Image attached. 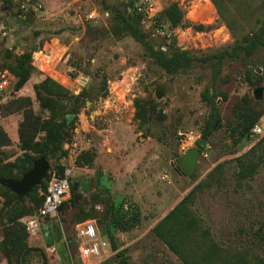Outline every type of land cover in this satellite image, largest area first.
Here are the masks:
<instances>
[{
  "label": "rangeland",
  "instance_id": "374dc122",
  "mask_svg": "<svg viewBox=\"0 0 264 264\" xmlns=\"http://www.w3.org/2000/svg\"><path fill=\"white\" fill-rule=\"evenodd\" d=\"M117 1L0 0V124L11 139V144L3 148L6 158L12 160L21 153L16 131L22 115L11 113L15 99L34 100L33 84L48 75L74 94L85 92L86 102L78 114L74 133L64 145L68 155L60 164L73 169L72 180L79 183L86 199L96 192L123 210L139 211L138 226L116 232L120 249L126 250L131 264H184L150 229L214 166L223 162L221 181L198 194L193 209L224 248L245 249L250 256H264V164L252 178L238 180L233 158L256 141L232 135L236 105L244 101L263 110L258 125L264 135V48L250 56L240 51L221 61L212 58L195 62L189 70L169 75L145 55L139 42L129 35L118 36L109 31L111 13L106 5ZM133 1L138 9L149 6L144 0ZM172 1L182 9L186 24H204L205 30L180 26L169 29L164 24L171 34L163 37L155 33L152 16ZM263 2L226 0L223 19L211 0H151V9L143 10V31L157 44L175 38L180 49L196 56L211 55L231 50L259 26L258 19L264 16ZM92 11L99 14L97 21L87 18ZM86 26H90V32ZM30 49H36L32 52L36 71L20 90L14 91L15 78L3 67L4 57L7 51L20 54ZM247 69L252 82L245 80ZM253 70L261 77L258 84L253 82ZM258 87L262 92L257 99L254 90ZM106 88L108 94L103 98L100 94ZM205 88L210 93L224 92L227 98L220 94L216 98L221 120L212 127L198 157L195 177L190 179L178 173L176 161L194 145L193 139L203 134L209 112L201 100ZM135 99L156 106L153 119L142 126L135 116ZM32 105L36 111L37 103ZM157 111H162L163 119ZM87 150L93 153L91 165L78 166L77 156ZM48 173H58L53 163H49ZM94 208L101 214L103 202L94 203ZM73 211L70 209L64 217ZM93 219L99 227L101 216ZM36 220L45 236L48 232L58 236L55 250L62 257L61 262L82 264L73 243L75 223L63 221L58 213ZM41 233V229H36L32 246L43 245ZM58 255L55 264H60ZM0 264H7L1 251ZM99 264H116V260L112 255Z\"/></svg>",
  "mask_w": 264,
  "mask_h": 264
},
{
  "label": "trees",
  "instance_id": "16d2710c",
  "mask_svg": "<svg viewBox=\"0 0 264 264\" xmlns=\"http://www.w3.org/2000/svg\"><path fill=\"white\" fill-rule=\"evenodd\" d=\"M218 15L225 19L226 0H211ZM233 2L234 0H229ZM264 3V2H263ZM264 6V4H262ZM111 13V22L108 27L113 35H129L139 42L145 55L152 59L153 63L161 68L166 74L174 75L181 71L189 70L195 62H208L212 58L221 61L224 57H234V54L242 51L250 56L256 50L264 48V16L258 19L259 26L251 34L245 35L242 42H236L231 50L224 49L220 52L196 56L186 49L176 46L175 38L169 42L157 44L148 38L143 31L144 11L134 6L133 0H118L115 4L106 5ZM155 23L165 24L169 29L176 27H191L197 31H203L207 26L204 24H186L184 13L176 1L168 3L154 17ZM225 25L231 29L230 24L224 20ZM90 26L86 31L90 32ZM166 46V49L162 48ZM35 48V47H34ZM38 48V47H36ZM36 50V49H33ZM32 49L25 50L20 54L7 51L3 67L15 78L13 90H20L36 71L33 65ZM254 71V70H253ZM254 83L261 80L255 71ZM245 80L249 79L250 71H245ZM75 77V74H69ZM247 78V79H246ZM34 100L31 98L15 99L17 102L11 113L18 112L22 115L17 132V147L21 153L14 159L6 158L4 147L11 144V139L0 125V179H20L39 157H44L49 163H53L58 174H63L66 167L60 164V160L68 155L64 147L71 139L78 114L86 102L85 92L81 90L74 94L68 88L55 81L48 75H44L38 82L33 84ZM107 88L100 94L106 97ZM218 94L223 99L226 93H210L208 88L201 92V100L207 105L209 112L202 133L206 134L216 123H220L221 117L218 109ZM33 102L38 105V111L32 108ZM135 116L139 125H144L153 119L156 112L154 104L148 106L146 102L135 99ZM160 119L164 118L162 111H157ZM263 110L256 109L248 102H242L235 108V124L232 135L237 138H247L254 125L259 123ZM37 133H43L42 139H36ZM238 180L250 179L257 172L259 166L264 164V135L256 141L247 151L233 158ZM93 161V153L90 150L82 151L76 158L78 166H90ZM223 163H218L205 176L196 183L155 225L150 229L151 233L164 243L184 264H264V256H250L248 250L224 248L213 237L211 230L205 225L201 216L193 209V200L198 194L221 181ZM69 178V197L62 202L58 209V215L63 221L78 223L87 219L101 216L99 229L110 242L116 264H131L124 248L120 249V243L116 232L127 231L138 226L140 214L137 209L129 211L109 199H104L99 193H91L86 199L80 191L79 183ZM49 173L40 185L34 187L27 196L18 199L7 187L0 184V225L2 240L0 251L3 253L7 264H50L44 246H32L31 243L36 234L37 217L44 200L47 189ZM90 204L85 209L86 204ZM103 202V211L98 214L94 203ZM74 209L65 218V213ZM48 217V216H45ZM74 235V231H73ZM74 245L76 239L74 235Z\"/></svg>",
  "mask_w": 264,
  "mask_h": 264
},
{
  "label": "built area",
  "instance_id": "2783aa9c",
  "mask_svg": "<svg viewBox=\"0 0 264 264\" xmlns=\"http://www.w3.org/2000/svg\"><path fill=\"white\" fill-rule=\"evenodd\" d=\"M144 2L149 6L144 7L143 10L148 12L151 9V0H144ZM33 8L38 9L36 6ZM87 18L97 21L99 14L92 11L88 13ZM152 18L154 32L163 37H168L171 34L170 30L156 24L153 16ZM262 135V129L256 124L250 130L248 138L257 141ZM72 170V168L66 167L62 175L53 173L50 176L44 193V200L38 212L39 217H54L57 215L60 205L69 195V178L72 175ZM161 178H164V176ZM73 231L76 239L77 258L82 264H99L115 253L109 240L101 234L95 219L91 218L75 223Z\"/></svg>",
  "mask_w": 264,
  "mask_h": 264
},
{
  "label": "water",
  "instance_id": "95a60500",
  "mask_svg": "<svg viewBox=\"0 0 264 264\" xmlns=\"http://www.w3.org/2000/svg\"><path fill=\"white\" fill-rule=\"evenodd\" d=\"M257 71H259L258 68ZM261 92V87L256 88L254 90L255 98H260ZM211 131L212 127L206 134H201L198 138L193 139L194 145L179 155L176 161V168L179 170L178 173L194 179L197 171L198 157L205 147ZM48 169L49 162L44 157H39L33 161L32 166L22 174L20 179L1 178L0 184L7 187L18 199H21L27 196L34 187L40 185L41 181L45 179Z\"/></svg>",
  "mask_w": 264,
  "mask_h": 264
},
{
  "label": "crops",
  "instance_id": "0c3cea01",
  "mask_svg": "<svg viewBox=\"0 0 264 264\" xmlns=\"http://www.w3.org/2000/svg\"><path fill=\"white\" fill-rule=\"evenodd\" d=\"M32 108L35 111L33 105H32ZM37 111H38V109L36 110V112ZM15 113H18V112H15ZM0 125L3 127V129L5 128L2 124H0ZM17 128H18V126H17ZM11 131H12V129H11ZM14 135H15V133H14ZM42 136H43V133H37L36 139H42ZM16 139L18 140V135H17V138ZM37 227L39 229H41V231H42V233H41L42 234V242H43V246L45 248V251L47 253V256L49 258L50 264H55V262H56L55 255H58L57 250H55V245H58V243H57V240H58L57 237L58 236L57 235H54L53 232H48L47 235L45 236L44 229H42L40 227V224H38ZM58 258H59L60 264H64L63 262H61L62 257L60 258L59 255H58Z\"/></svg>",
  "mask_w": 264,
  "mask_h": 264
}]
</instances>
